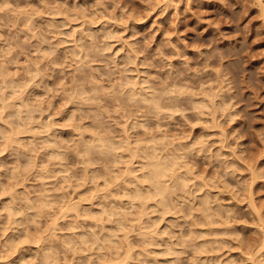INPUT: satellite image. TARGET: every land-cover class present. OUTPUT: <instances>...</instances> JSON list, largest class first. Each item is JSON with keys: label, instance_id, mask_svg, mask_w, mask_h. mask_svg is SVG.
<instances>
[{"label": "clouds", "instance_id": "obj_1", "mask_svg": "<svg viewBox=\"0 0 264 264\" xmlns=\"http://www.w3.org/2000/svg\"><path fill=\"white\" fill-rule=\"evenodd\" d=\"M0 264H264V0H0Z\"/></svg>", "mask_w": 264, "mask_h": 264}]
</instances>
